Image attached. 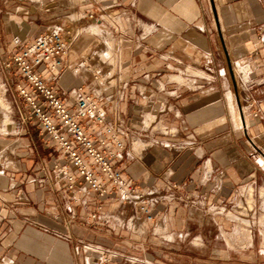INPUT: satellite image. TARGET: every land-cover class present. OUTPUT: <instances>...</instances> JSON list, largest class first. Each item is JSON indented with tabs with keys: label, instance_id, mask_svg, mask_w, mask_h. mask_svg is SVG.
<instances>
[{
	"label": "crops",
	"instance_id": "0c3cea01",
	"mask_svg": "<svg viewBox=\"0 0 264 264\" xmlns=\"http://www.w3.org/2000/svg\"><path fill=\"white\" fill-rule=\"evenodd\" d=\"M108 18L121 29L126 83L115 107L124 147L111 162L152 218L113 191H78L79 178L68 187L54 165L74 168L35 121L20 122L0 131V264H98L85 245L108 253L107 264H201L205 241L218 255L248 253L247 212L264 213V82L240 90L231 67L248 61L264 78V0H0V55L45 28L81 26L65 64L43 69L73 104L91 79L87 57L112 33L89 29L111 28ZM150 114L171 132L146 126Z\"/></svg>",
	"mask_w": 264,
	"mask_h": 264
},
{
	"label": "built area",
	"instance_id": "2783aa9c",
	"mask_svg": "<svg viewBox=\"0 0 264 264\" xmlns=\"http://www.w3.org/2000/svg\"><path fill=\"white\" fill-rule=\"evenodd\" d=\"M76 34L77 32L64 25L48 27L10 54L7 66L17 76L14 89L21 121H35L45 134L48 145L58 148L62 158L74 168L75 175L67 173L65 166L54 165L68 180V187H72L73 182L79 178L81 186L78 191L91 192L98 197L113 191L118 194L121 202L138 201L141 212L149 221L152 218L149 214L150 204L143 201V194L111 162L124 147L121 136L126 130L115 107L122 97L126 83L119 76L114 78L109 53L104 52L100 59L102 63L108 61V66L111 67L101 74L100 69L90 66L88 88L76 96L73 104L65 102L58 90L47 82L43 73V69L58 70L65 64V57ZM87 58L88 61L94 59L93 55ZM97 65L94 64L93 67ZM231 69L235 83L241 89L264 82L262 77L255 79L251 76L253 68L248 61H236ZM108 107L112 108L111 116L106 114ZM165 108L166 104L162 102L160 112ZM152 117L153 120L156 119V116ZM152 117L150 114L143 118L146 126H150L148 119L152 120ZM157 123L161 131L171 132L169 128L159 124V119ZM161 145L170 146L166 141ZM84 247L90 255H95L99 263H109L108 253L97 247Z\"/></svg>",
	"mask_w": 264,
	"mask_h": 264
},
{
	"label": "rangeland",
	"instance_id": "374dc122",
	"mask_svg": "<svg viewBox=\"0 0 264 264\" xmlns=\"http://www.w3.org/2000/svg\"><path fill=\"white\" fill-rule=\"evenodd\" d=\"M22 15H29L28 12H26L25 10L21 11ZM77 14V13H76ZM74 14V15H76ZM82 14H77V16L81 17ZM74 17V16H73ZM112 24V27L109 29L108 28H104V27H96L94 28V30L89 29L91 32L93 33H101L103 34L104 32L109 33L110 31H112L111 33V37H107L105 40L103 39V43L101 42L100 44H102V49H99V43L97 42L98 45H96L97 47V53L95 55H93L92 61L94 64H98L95 67L92 68H96V69H100L101 74L104 73V71L106 70V68L108 69L111 66H108V61H104V63L101 62V57L103 56V51L107 50L110 57H109V62L112 63V66L114 68L113 72L115 73L114 78H116L117 76H119V71L117 69L118 66V53H116L118 47L117 41H116V34L118 31H121V29H119V24L116 23L115 21H113L112 18H108ZM66 27H68L70 30H72L73 32L75 31V33L77 32L75 38L81 34L84 30L83 28H81V26H79L78 24H69L67 22H65ZM96 26V23L92 24L91 27ZM112 29V30H110ZM74 38V39H75ZM111 38H113L114 40H112ZM99 49V50H98ZM10 52L8 53H3L0 55V121H2L3 119L7 118L8 121L5 124V126L2 127L1 123V129L0 131H4L6 129L9 128H14L17 129L14 124H18L21 121V117L19 115V111L17 108V96H16V92L14 89V84L16 81V75H14L13 70L11 68H9L7 66L8 63V58L10 56ZM104 58H102L103 61ZM95 69V70H96ZM241 90V88H240ZM245 90V89H242ZM233 97L234 100V92H232V90L229 91ZM235 102V101H234ZM236 108V106H235ZM237 111V110H236ZM238 112V111H237ZM156 119L153 120V117L151 118L152 120H149L150 123L153 125L155 123H157L159 117L157 115ZM147 121V122H148ZM145 124H147L145 122ZM150 124V125H151ZM169 133V132H167ZM170 144V142H168ZM170 147V146H169ZM249 207V206H248ZM247 224L249 225L248 228V239L250 241V250L248 253H239L238 251L233 253V254H223V255H218L215 254L214 250H213V243L212 245L209 244V242L205 241L202 245V252H201V264H247L246 262L249 261V264H264V252L262 251L264 249V230L262 229V225H264V213L261 215V213L257 212V214L248 211L247 212ZM262 231V232H261ZM263 235H262V234ZM216 247L217 249H221L222 252H224L225 250V244H224V240H219L216 243ZM221 253V252H219ZM186 255H190L193 256L192 252L187 251L186 250ZM187 264L190 262L191 264H193V257H187L186 258Z\"/></svg>",
	"mask_w": 264,
	"mask_h": 264
},
{
	"label": "bare ground",
	"instance_id": "6f19581e",
	"mask_svg": "<svg viewBox=\"0 0 264 264\" xmlns=\"http://www.w3.org/2000/svg\"><path fill=\"white\" fill-rule=\"evenodd\" d=\"M93 30V29H92ZM183 78V77H182ZM232 102V101H231ZM232 109V108H231ZM234 109H235V107H234ZM231 112V111H230ZM232 114H233V112H232ZM236 116V115H235ZM235 118V117H234ZM7 121H8V119L7 118H5V119H3L2 121H0V123H1V125H2V127L3 126H5V124L7 123ZM1 125H0V127H1ZM1 129V128H0ZM240 207V206H239ZM225 212V211H224ZM248 225V224H247ZM247 232V231H246ZM199 241V240H198Z\"/></svg>",
	"mask_w": 264,
	"mask_h": 264
}]
</instances>
